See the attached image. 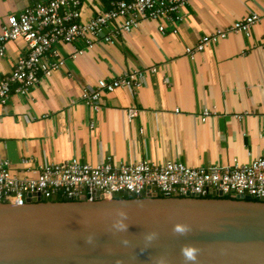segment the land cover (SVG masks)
<instances>
[{
	"label": "crops",
	"instance_id": "0c3cea01",
	"mask_svg": "<svg viewBox=\"0 0 264 264\" xmlns=\"http://www.w3.org/2000/svg\"><path fill=\"white\" fill-rule=\"evenodd\" d=\"M43 1L0 0V26L8 15ZM108 1L81 0L80 20ZM180 12L175 24L141 20L112 44H55L64 64L25 95L11 93L0 103V160L8 161L10 172L32 178L41 164L71 158L90 164L107 157L115 164L173 160L198 167L264 156V19L248 35L229 33L185 53L202 35L249 12H264V0H186ZM1 46L0 78L27 51L21 38ZM152 66L155 71L145 70ZM134 69L144 70L141 84L102 92L97 111L80 99L83 87ZM129 108L135 109L132 117ZM204 109L209 115L202 121Z\"/></svg>",
	"mask_w": 264,
	"mask_h": 264
},
{
	"label": "built area",
	"instance_id": "2783aa9c",
	"mask_svg": "<svg viewBox=\"0 0 264 264\" xmlns=\"http://www.w3.org/2000/svg\"><path fill=\"white\" fill-rule=\"evenodd\" d=\"M186 0H109L103 10L87 20H80L81 0H45L26 6L18 14H10L0 26V43L21 38L27 51L13 63L10 72L0 78V103L4 104L11 93L25 95L42 76L64 64V59L53 47L59 42L82 41L84 48H92L99 42L115 43L139 21L161 18L175 24L182 19L180 9ZM264 12H249L231 24L202 35L193 46L185 47L192 55L206 45L216 43L229 33L248 35L250 28ZM165 32L164 25H158ZM175 32L173 25L170 29ZM76 53L82 51L76 50ZM3 47H0V54ZM155 71V67L145 68ZM144 70L134 69L109 79H99L94 86L83 87L80 99L93 111L101 105L102 92L118 87L135 88L141 84ZM129 108L127 115H135ZM209 110L199 116L205 120ZM28 159L23 158L22 162ZM113 197L116 193L140 197L157 192L167 197H182L186 193L198 197H211L220 192L221 197L235 198L248 195L253 200L264 201V156L247 163L233 162L229 166H187L167 160L162 163L141 159L135 162L112 163L110 157L97 164L80 162L71 158L65 162L41 164L32 178L17 177L8 167L7 160H0V203L23 205L33 197L41 200L94 199Z\"/></svg>",
	"mask_w": 264,
	"mask_h": 264
},
{
	"label": "water",
	"instance_id": "95a60500",
	"mask_svg": "<svg viewBox=\"0 0 264 264\" xmlns=\"http://www.w3.org/2000/svg\"><path fill=\"white\" fill-rule=\"evenodd\" d=\"M187 226L183 234L175 223ZM264 264V201L248 195L0 203V264Z\"/></svg>",
	"mask_w": 264,
	"mask_h": 264
},
{
	"label": "clouds",
	"instance_id": "9594fccd",
	"mask_svg": "<svg viewBox=\"0 0 264 264\" xmlns=\"http://www.w3.org/2000/svg\"><path fill=\"white\" fill-rule=\"evenodd\" d=\"M187 226L182 223H175L173 225V231L176 233L183 234L187 231ZM181 254L185 260V264H194L197 258V249L194 245H183L180 249ZM162 264V262H161Z\"/></svg>",
	"mask_w": 264,
	"mask_h": 264
},
{
	"label": "trees",
	"instance_id": "16d2710c",
	"mask_svg": "<svg viewBox=\"0 0 264 264\" xmlns=\"http://www.w3.org/2000/svg\"><path fill=\"white\" fill-rule=\"evenodd\" d=\"M159 196H162L161 194H158ZM113 197H115V198H127L128 196H126V195H124V194H121V193H116V194H114L113 195ZM210 197V196H209ZM223 198H227V197H223ZM54 200H59V201H61V200H64L63 198H61V197H56Z\"/></svg>",
	"mask_w": 264,
	"mask_h": 264
}]
</instances>
